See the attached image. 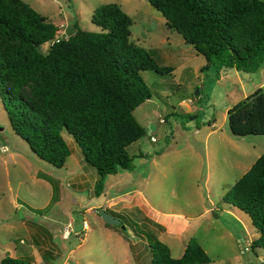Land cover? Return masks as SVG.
Masks as SVG:
<instances>
[{
	"label": "rangeland",
	"instance_id": "1",
	"mask_svg": "<svg viewBox=\"0 0 264 264\" xmlns=\"http://www.w3.org/2000/svg\"><path fill=\"white\" fill-rule=\"evenodd\" d=\"M24 1L48 19L63 23L60 26L68 35L76 24L100 30L91 21L94 8L115 2L131 18L129 39L148 48L159 66L187 62L175 75L141 71L152 95L133 111L145 128L127 146L135 166L107 174L99 193L94 191L97 171L84 161L70 133L62 130L72 152L64 165L56 166L15 133L0 96V258L30 257L34 264H148V241L161 231L153 223H160L163 214L180 213L188 217L182 236L174 232L169 238L162 232L159 236L171 246L173 256L181 253V238L193 234L212 257L206 264H262L263 248L241 251L238 245V238L252 240L258 231L247 213L227 201L231 185L242 174L243 150L233 148L223 132H229L227 109L245 92L251 93L253 82L263 79L264 62L254 71L233 67L217 71L213 65L200 70L204 56L169 29L148 0ZM47 47V42L40 45L42 51ZM229 134L247 142L264 139V135ZM105 207L122 223H106L100 214ZM127 232L134 238L133 256L128 252ZM85 233L88 237L82 240ZM118 234L126 239H122L126 255Z\"/></svg>",
	"mask_w": 264,
	"mask_h": 264
},
{
	"label": "trees",
	"instance_id": "2",
	"mask_svg": "<svg viewBox=\"0 0 264 264\" xmlns=\"http://www.w3.org/2000/svg\"><path fill=\"white\" fill-rule=\"evenodd\" d=\"M206 63L254 71L264 62V0H148ZM93 31L75 25L67 38L57 24L24 0H0V96L15 133L41 158L64 165L70 133L84 161L97 171L94 191L107 174L133 169L127 146L145 133L133 111L152 95L141 71L159 66L151 51L129 39L131 18L115 2L94 8ZM233 134H264V93L258 88L227 109ZM228 202L250 217L259 231L251 249L264 247V150L229 190ZM107 209V208H106ZM122 223V221H121ZM126 227L122 231L126 234ZM149 264H203L210 256L196 240L183 253L152 236ZM0 264H34L30 257L4 255Z\"/></svg>",
	"mask_w": 264,
	"mask_h": 264
},
{
	"label": "crops",
	"instance_id": "3",
	"mask_svg": "<svg viewBox=\"0 0 264 264\" xmlns=\"http://www.w3.org/2000/svg\"><path fill=\"white\" fill-rule=\"evenodd\" d=\"M165 18V17H164ZM54 22V21H53ZM55 24H57V30H61V31H65V27L64 28H62L60 25H63V23H57V22H54ZM166 25V24H165ZM169 28V27H168ZM169 29H171V28H169ZM56 30V31H57ZM173 30V29H172ZM184 42H185V40H184V38L182 39ZM186 43V42H185ZM201 54V53H200ZM194 55V57L196 56L197 57V54H193ZM202 55V54H201ZM187 62V60L185 61H181L179 64L180 65H174V66H172V65H167V66H170V67H172V70L169 72L170 74H172V75H175L176 74V69L179 67H183L184 66V64ZM206 63V59H205V57H204V60L203 61H201V63L198 65L199 66V68H200V70H201V66H203L204 64ZM264 86V77H263V79H259V80H257L256 82H253V85H252V87H251V89H250V91H251V93L253 92V91H255L256 89H260L263 93H264V90H263V87ZM251 93H249V94H251ZM245 94L246 95H244V97H246L247 95H249V94H247V92H245ZM243 97V98H244ZM162 122V121H161ZM151 124H153L154 125V127L153 128H155L156 126H155V124L154 123H151ZM210 125H211V127H213L214 126V122L212 121L211 123H209ZM229 129V132L227 131V132H223V136L224 137H226L227 139H228V143L233 147V148H237V149H239V150H243L242 151V153H241V155H242V158H243V160L241 161L242 163L240 164V167H241V172H242V174L247 170V169H249V167L252 165V163L256 160V158L261 154V152L264 150V139L263 138H257V137H254L253 138V140H251V141H242V140H237V139H234V138H231L229 135V133H231L232 135H235V134H233L232 132H231V130H230V128H228ZM216 129L215 128H213V129H211V131L210 132H212V131H215ZM210 132H208L207 134H209ZM221 133V132H220ZM237 135V134H236ZM257 135H264V134H257ZM151 136V135H150ZM154 136V135H153ZM137 141V139L135 140V141H133L132 143H135ZM132 143H130V145L132 144ZM69 144V143H68ZM245 144H246V146H245ZM71 149V148H70ZM72 152V151H71ZM70 152V153H71ZM139 154H142L141 152H139ZM70 155V154H69ZM83 158V157H82ZM241 174V175H242ZM239 178V177H238ZM237 178V179H238ZM104 184H105V181H104ZM106 185V184H105ZM105 185H104V187H105ZM137 187H134L132 190H135ZM114 196H112V197H110L109 199H112ZM108 204H110V202L108 203ZM114 204H115V202H114ZM118 204V203H117ZM134 206H136V205H130L129 207H134ZM233 206H235V205H233ZM235 207H237V206H235ZM106 208H108V207H105V210H107ZM122 208H126L125 206L124 207H120L119 209H117V211H121V209ZM238 208V207H237ZM240 209V208H239ZM241 210V209H240ZM144 214H145V216L144 217H148L147 215H146V212H144ZM164 215V218H160V219H158V222H159V220H160V223H157V221H155L153 224L155 225V226H158V228H159V230H161V231H158V235H156L158 238H159V236H160V232H162V233H165V234H167V237L169 238L170 237V234L172 233V232H174V234H177V235H180V237L182 236V233L183 232H185L186 231V228H187V225H188V217L186 216V215H184V216H181V214L180 213H176V214H172V213H166V214H163ZM170 217V218H169ZM178 217H180V220L182 221V222H184L183 224H179L178 222H177V218ZM184 219V220H183ZM156 220V219H155ZM133 221V220H132ZM84 222H85V220H84ZM85 226H86V228H87V223L85 222V224H84ZM127 231H128V229H127ZM258 231V230H257ZM66 232H67V230H66ZM65 232V233H66ZM129 232V231H128ZM128 232H127V240L122 236L121 237V235L120 234H118L119 236H117V239L120 241V243L122 244V246H123V250H124V253H125V255H126V252H127V248H126V250H125V248H124V242L122 241V239H125L126 240V242H127V244H128V248H129V251L128 252H130L131 253V255L133 256V253H132V248H131V244H134L135 242L133 241V237L131 236V234H129L128 235ZM66 235V234H65ZM193 235V234H192ZM192 235H187L186 236V238H181V242H180V244H179V251L181 252L180 254H179V256L183 253V251H184V248H185V246H186V243H187V240L192 236ZM258 235H259V231L257 232V235H256V237H258ZM87 237H88V233H85V235H84V237L82 238V240H85V239H87ZM172 237V236H171ZM192 237H195V236H192ZM256 237H254L253 239H255ZM173 239H174V241H173V243H178L177 242V237L174 235V237H172ZM196 238V240L200 243L201 241H200V239L198 238V237H195ZM160 239V238H159ZM252 239V240H253ZM238 240V245H239V248L241 249V251H242V247H243V244H244V242H246L247 244H249L250 245V248H251V241L252 240H246V239H244V238H238L237 239ZM200 244H202V243H200ZM168 245V244H167ZM169 246V245H168ZM204 249H205V251L208 253V251H207V248L206 247H204V245H201ZM169 248H170V252H171V246H169ZM256 248V247H255ZM254 248V249H255ZM259 248V247H258ZM261 248H263L264 249V247H261ZM253 249V250H254ZM250 250V249H249ZM91 254L93 255L94 253H92L91 252ZM171 254H172V252H171ZM97 255H100V254H98L97 253ZM208 255L210 256V254L208 253ZM101 256V255H100ZM210 258H211V261H212V257L210 256ZM134 260V259H133ZM210 261V262H211ZM101 263L102 264H106V262L105 261H101ZM149 264V263H148ZM203 264H206V263H203Z\"/></svg>",
	"mask_w": 264,
	"mask_h": 264
},
{
	"label": "built area",
	"instance_id": "4",
	"mask_svg": "<svg viewBox=\"0 0 264 264\" xmlns=\"http://www.w3.org/2000/svg\"><path fill=\"white\" fill-rule=\"evenodd\" d=\"M68 36L69 35L66 34L65 31H61V30L59 31V30H57L56 31V34L54 35V37L52 39L46 41V42L49 45V44H52L53 42L59 41L61 38H67ZM160 121H164V119L163 118H160ZM150 140L155 141L156 140L155 136L151 135L150 136ZM83 223L85 224L84 221H83ZM249 249H250V245L247 244L246 242H244L243 247H242V250L243 251H247ZM260 260H261L262 264H264V257H260Z\"/></svg>",
	"mask_w": 264,
	"mask_h": 264
},
{
	"label": "water",
	"instance_id": "5",
	"mask_svg": "<svg viewBox=\"0 0 264 264\" xmlns=\"http://www.w3.org/2000/svg\"><path fill=\"white\" fill-rule=\"evenodd\" d=\"M151 127H154V125L151 124ZM100 214L102 215V217L106 223L120 224V222H121V220L117 216L111 214L109 211L105 210L104 208L100 209Z\"/></svg>",
	"mask_w": 264,
	"mask_h": 264
}]
</instances>
